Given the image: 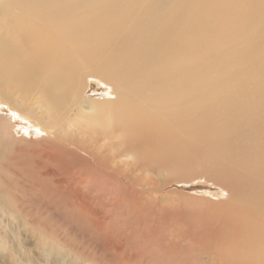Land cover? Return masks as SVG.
<instances>
[{"label":"bare ground","instance_id":"1","mask_svg":"<svg viewBox=\"0 0 264 264\" xmlns=\"http://www.w3.org/2000/svg\"><path fill=\"white\" fill-rule=\"evenodd\" d=\"M5 107L0 158L16 144L13 123L26 122L48 143L45 158L98 193L102 235L113 214L136 217L125 240L142 264H188L195 246L222 251L220 264H264V0H0ZM199 180L227 194L210 201L204 233L196 215L175 208L188 195L162 192ZM1 184L0 211L13 212ZM139 188L144 199L131 213Z\"/></svg>","mask_w":264,"mask_h":264},{"label":"rangeland","instance_id":"2","mask_svg":"<svg viewBox=\"0 0 264 264\" xmlns=\"http://www.w3.org/2000/svg\"><path fill=\"white\" fill-rule=\"evenodd\" d=\"M198 48L195 49L198 54L202 55L204 53L207 56L209 55V51L201 48V46ZM190 57L191 63H197L194 61L195 54H192ZM91 91L93 93V90ZM108 93L110 95H106L105 97H100L99 93H93L92 96L95 97L91 99L109 98L111 97L110 89ZM3 114H10L7 107L0 110V115ZM17 122L18 124L12 122L15 126V133L16 131L19 132L18 135H15L17 137L16 144L14 148L8 150L10 153H6L8 154L7 157L2 154L0 158V161L2 160L0 162V182H4V184H1L2 190L7 196H10L12 199L15 198L14 201H16V206L13 204V212L0 211V242L4 243L0 245V264H80L77 263V260H83V264H89V262L92 264L94 261L96 264L97 262L98 264H104V262L125 264L126 259L129 260L130 256L133 257L130 264H142L144 258L141 256V253L139 255L135 251L136 245L131 239L127 242L125 239L126 235H128L127 233L132 231V225L137 220L131 213L141 206L140 201L144 199L141 196V192H144V189L139 188L138 192L134 195L135 197L133 196L132 202L130 204L127 203L132 207V209L130 207L131 215H126L128 214V210L122 214L123 217L121 219L118 212V215H112L110 227L107 229L108 233L106 232L107 236L103 234V238L99 230L103 229L104 226L100 222H97L94 217L97 216L99 218V214L106 215L107 212L102 208V205L96 203L98 193L91 192V196H88L84 191V187L82 188L75 181H69L68 173L71 171L70 166L65 165V168L62 169L63 164H54L49 158H45L48 148L42 146V144L48 145V143L35 134L30 135L26 133V122H22L21 120H17ZM18 147L21 148L20 151L23 153H18L16 157L15 154L17 153V149H19ZM196 147L198 149L200 146ZM200 149L202 150V148ZM9 158L14 159V163L11 166L7 164ZM64 161L65 159L63 158ZM17 162H19V165L16 164ZM194 169L197 172L200 170V168ZM166 179L156 178L154 180L163 183ZM68 181L71 186L67 188V192L64 193V191L60 190L55 195L54 193L58 191L59 185H64ZM144 181L147 180L144 179ZM171 191L188 195V200L186 202L181 200L182 202L175 204V208L176 210L178 209V213L182 211L183 213L188 212V215H196L200 220L199 232L201 233L209 231L210 226H205V224L212 218V213H208V206L211 202L225 201L227 199V194L221 188H217L212 182H207V180L188 181L187 185L174 184L172 187L162 190L163 194ZM73 193L78 194L80 199L86 201L85 206L87 210L81 211L79 208L68 205L69 195ZM206 200L208 201L203 202ZM116 204L120 205V203ZM186 205L187 207H184ZM182 208L186 211H183ZM205 211L206 213H204ZM145 213H147L146 210L142 212V214ZM206 216H209V219L205 218ZM214 244H217V242ZM221 254L222 251L219 253L214 250L208 252L207 249L206 252L203 248L195 246V248L188 250V264H212L214 261L216 264H220L223 260ZM230 257L234 258L232 254H230ZM220 259L222 260L220 261ZM150 262L160 264L162 260L151 259Z\"/></svg>","mask_w":264,"mask_h":264}]
</instances>
